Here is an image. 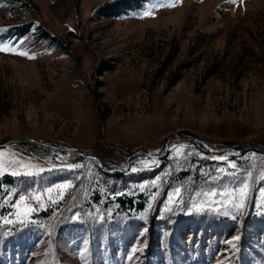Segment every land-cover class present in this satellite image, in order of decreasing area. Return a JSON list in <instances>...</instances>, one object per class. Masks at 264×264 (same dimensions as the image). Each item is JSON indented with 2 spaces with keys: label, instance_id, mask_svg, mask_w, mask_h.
Returning a JSON list of instances; mask_svg holds the SVG:
<instances>
[{
  "label": "rangeland",
  "instance_id": "obj_1",
  "mask_svg": "<svg viewBox=\"0 0 264 264\" xmlns=\"http://www.w3.org/2000/svg\"><path fill=\"white\" fill-rule=\"evenodd\" d=\"M111 1L0 0V264H264V0Z\"/></svg>",
  "mask_w": 264,
  "mask_h": 264
},
{
  "label": "trees",
  "instance_id": "obj_2",
  "mask_svg": "<svg viewBox=\"0 0 264 264\" xmlns=\"http://www.w3.org/2000/svg\"><path fill=\"white\" fill-rule=\"evenodd\" d=\"M145 0H114L106 2L99 6L95 12V17H118L129 11L139 9ZM30 24L13 26L7 32L1 35V39L21 37L30 31ZM10 181L11 178L5 176ZM11 182V181H10ZM123 201V200H121Z\"/></svg>",
  "mask_w": 264,
  "mask_h": 264
},
{
  "label": "snow or ice",
  "instance_id": "obj_3",
  "mask_svg": "<svg viewBox=\"0 0 264 264\" xmlns=\"http://www.w3.org/2000/svg\"><path fill=\"white\" fill-rule=\"evenodd\" d=\"M228 2H231V3H235L236 0H228ZM175 6V2L174 0H158V3L156 5H153V7H174ZM152 11L151 10H146L143 15L145 16H148V15H152ZM11 49H6V48H3V47H0V51H9ZM19 55H28L26 52H19L17 53ZM29 58H32V57H29ZM183 147V146H181ZM177 152L179 153L180 152V149H177ZM216 159H220V160H225L226 157L224 156H220V157H216ZM142 164L145 165V167L149 166L150 163H155V161H141ZM232 167H235L234 164L231 165ZM69 167H72V166H69ZM0 170H3V171H6L7 169L3 168V165H0ZM133 171H136L137 169L133 168L132 169ZM42 171V170H41ZM14 175H17L19 173H13ZM30 174V173H29ZM63 187H67V186H63ZM247 190H248V185H244L240 190H239V195L240 197H244L246 196L247 194ZM177 193H179V189L176 190ZM49 192H51V189H49ZM262 192H264V190H262ZM221 195H224V194H221ZM231 198L230 194H229V199ZM24 198L21 197V201L23 200ZM36 199H39V197H36ZM243 206V200L241 199L240 201V204L237 205V207H242ZM41 207H43V205H41ZM32 211V209H29V212ZM19 215V214H18ZM24 217L25 219H27V213L24 214ZM8 223H11L12 221H7ZM238 239V237H237Z\"/></svg>",
  "mask_w": 264,
  "mask_h": 264
},
{
  "label": "water",
  "instance_id": "obj_4",
  "mask_svg": "<svg viewBox=\"0 0 264 264\" xmlns=\"http://www.w3.org/2000/svg\"><path fill=\"white\" fill-rule=\"evenodd\" d=\"M171 137H178V136H177V135H172V136H169L168 139H170ZM168 139H167V140H168ZM25 140H27V141H32V142H33L32 139H25ZM196 141L199 142V143H201V144H203L207 150H209V151H214L213 149L209 148V147L206 145L205 142H203V141H201V140H198V139H196ZM36 143L39 144V145H41V146H45V147H50V148H52L51 146H47V145L42 144V143H39V142H36ZM139 153H142V152H137V151H136V152H133V153L131 154V156H132V155H135V154H139ZM144 154H145V153H144ZM147 155H148V154H147ZM93 158L96 159V157H93ZM96 160H97V159H96ZM104 171H105V170H104ZM111 171H113V170L110 169V170L105 171V172H111Z\"/></svg>",
  "mask_w": 264,
  "mask_h": 264
}]
</instances>
